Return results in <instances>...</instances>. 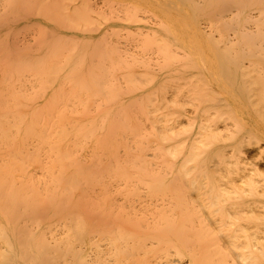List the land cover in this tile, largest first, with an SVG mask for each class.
Listing matches in <instances>:
<instances>
[{
	"label": "bare ground",
	"instance_id": "obj_1",
	"mask_svg": "<svg viewBox=\"0 0 264 264\" xmlns=\"http://www.w3.org/2000/svg\"><path fill=\"white\" fill-rule=\"evenodd\" d=\"M2 1L11 12L14 7L23 6V0ZM27 1L33 2L24 4H28L27 9L20 7L22 12L29 16L36 11L32 15L43 21L51 40L47 39L50 48L33 51L28 47L31 54L20 48L23 55L12 57L13 46L9 50L7 41L4 43L0 36V52L5 54L4 58L11 56L4 59L5 65L9 62L17 75L13 77L11 71L9 76L5 71L9 77L4 76L0 86V143L14 151L12 162L0 164V264H4L3 260L10 264H54L68 255L76 264H264V164L258 166L246 157L255 148L254 155L264 159V0H143L162 12V16H154L156 26L145 32L140 47L146 52L158 46L163 66L158 75H147L144 81L138 79V84L140 75L129 74L131 66L122 67L127 71L123 74L126 84L142 93L133 104L144 115L157 113L150 120L145 116L151 125L148 135L153 140L148 145L153 146L151 157L156 164L149 163L147 156L144 158L146 153L126 155L125 161L121 155L125 167L113 154L121 146L116 139L119 129L120 133L141 140L144 130L149 129L139 121L133 123L129 114L132 106L125 105L122 95L125 91L121 93L117 89L120 83L116 87L108 79V72L115 74L118 61L125 60V56L116 58L119 51L102 48L103 40L90 36V26L98 22V11L94 12L87 0H24ZM138 8L125 11V21L141 22L142 15L138 13L142 9ZM220 10L222 18L216 19ZM5 11L0 13L5 20L12 17L11 22L18 21V11L16 15L8 12L11 16ZM3 18L0 17V27L5 26ZM218 19H226L221 26L216 25L220 28L214 25L220 23ZM203 21L208 30L201 27ZM47 36L40 38L45 41ZM126 56L129 57L127 53ZM113 60L118 63L116 66ZM139 63L136 61L135 65ZM141 74L143 77L144 73ZM11 79L13 83L20 80L21 86L16 89ZM28 81L33 84L29 90L25 88L26 84L31 85ZM97 97L104 98L106 110L99 112L95 108V112L90 111L92 115L85 114V107L95 104ZM139 123L146 128L141 127L144 132L140 133ZM126 138L127 141L130 136ZM85 141L92 143L95 152L109 153L106 166L94 159L98 154L90 157L93 165L75 155L74 151L83 149ZM140 142L135 141L136 147ZM29 143L37 153H49L47 168L44 166L47 173L41 175L42 180L29 169L31 151L27 149L29 153H22L25 156L21 158L18 154ZM135 145L129 148L142 154L144 149H136ZM249 162L251 169L246 168ZM109 176L130 184L134 180L144 186L140 189L144 188L148 202L155 199L149 220L145 208L151 204L144 208L146 215L143 208L140 210L147 223H130L135 217L130 213L126 217L132 216L129 222L121 218L124 213L119 205L114 207L117 203L108 207L95 202L99 197L93 198L96 204L90 201L92 186ZM114 211L122 216H114ZM89 217L95 218L91 221ZM58 219L66 222L61 225L65 226V233L56 227L65 236L58 238L61 232L55 228L60 233L47 237L48 229L43 231L42 225L54 220L59 223ZM94 226L97 230L92 232ZM95 232L100 233L96 238ZM99 235L106 244L103 252L84 256L81 247L77 250V246L88 245ZM9 253L14 256L8 257Z\"/></svg>",
	"mask_w": 264,
	"mask_h": 264
},
{
	"label": "rangeland",
	"instance_id": "obj_2",
	"mask_svg": "<svg viewBox=\"0 0 264 264\" xmlns=\"http://www.w3.org/2000/svg\"><path fill=\"white\" fill-rule=\"evenodd\" d=\"M88 1V3H89V5H91L92 6V9H94V12L97 10L98 12H96V15H98V16H96L97 17V21L100 23V24H98L97 25V23L98 22H96L95 24H93V26H90L91 28L93 27L94 28V30H93V28L91 29L92 31H94V32H90L89 34H91L90 36L92 37H95L98 41H101V39L103 40L102 41V44H104V45H102L101 47L102 48H104V49H107V50H109V49H112V50H114L115 52H116V50H117V56L115 55V57L116 58H118L119 56H121L122 58L125 56V60H121V61H118L117 59H116V61H118V62H122L121 64L122 65H120L119 66V64L118 63H115V58H114V60H113V63H115V66L118 64V69L116 70V71H114L113 73H115V74H112V70L111 69H109V70H111V72H108L109 73V76L110 75H114V77L112 76V78L110 77L109 78V76H108V79H112V80H110V81H112V82H114V83H116V84H114L116 87H118V84H119V87L117 88V89H119L120 88V90H121V93H123L124 91V93L122 94L123 95V98L125 99V105H126V103L127 104H131V109H129V114H130V116L132 117V118H134V119H136V118H138V119H136V120H134L133 119V123L135 124H137L138 123V121L141 123V125L143 124V126H144V124L146 125L145 127L146 128H148L149 127V129L148 130H144V129H146L145 127H143V126H141L140 125V123H139V125H140V133L141 132H144L145 131V133H146V135H145V133L143 134L144 135V137H143V135H142V139L143 140H141V138H137L136 139V137H134L133 135H128V136H130V138H128L129 140L132 138V136H133V139H131L130 141L129 140H125V139H127L126 137H128L126 134H124L123 132L122 133H120L121 132V129H119V131H118V138H116V139H118V141H120V145L121 146H119V147H121L120 149H118V150H120L122 153H120L118 150H117V148H119V147H116V149L114 150V153L113 154H115L114 156L116 157V159L118 158V160H119V158L121 157V155H122V157L121 158H124V160L123 161H125V160H127L126 158L129 156V155H133L134 157H136V156H143L145 153L147 154V155H144V158H146V156L148 157V159L146 158V160L150 163V162H152V163H154V164H156V160H153L154 159V157L152 158L151 156H153V151L154 150H152L153 149V146H149L148 145V142L150 141L151 142V140H153L152 139V137L153 136H150L151 137V139L149 138V133H150V130H151V125H150V123H149V121L148 120H150V118L151 117H154V116H156V114L154 115L153 114V116L152 115H150L149 114V116H148V114H143L141 111H139L138 109H137V106H135L133 103H135V102H137L138 100H140V98H141V96H142V93L141 92H138V91H135V90H132V88H131V86L130 85H128V84H126V81L124 80L125 79V77L123 76V74L125 75V73H127V71L125 70L126 69V67H128V66H131L132 67V70L131 71H128L129 72V74H133L134 76H135V73H136V76L135 77H138L139 75H140V77L139 78H137V81H136V83L138 84V79H140L141 81L143 80H145L146 79V77L145 76H147L148 78L150 77L149 75H151V76H155V75H158L159 74V72H160V69L162 68V66H163V58H162V56L160 55V53H159V50H158V46H154L151 50H146V52L145 51H143L142 49H141V47H140V43H141V39L142 38H144L145 37V32L147 33L148 32V30L150 29V28H153V26L155 27L156 25H154V22L152 21V19L154 18V16L156 15V16H159V18H161L160 16H162L161 14H162V12H160L159 10H157L155 7H153V6H151V5H148L147 4V2H145V1H143V0H90V2H89V0H87ZM33 1H27V2H24V0L22 1V4H23V6H25L24 4H26V3H29V5L32 3ZM39 2V1H38ZM145 2V3H144ZM3 3H4V1H2V2H0V13H2L3 12V10H6L7 11V14H8V12H11V9L10 8H6L5 7V5H3ZM40 3V2H39ZM5 4V3H4ZM121 4H123V5H121ZM131 4V5H130ZM2 5V6H1ZM128 5V6H127ZM22 5H18L17 7H19V8H16V7H12L13 8V10H12V12L11 13H13V15H16V12L18 13L17 14V16H18V18H17V20L18 21H12L11 22V18L10 17H7V19L6 20H10V22L8 21V23H7V21L2 17V15H0V17L1 18H3V20H5L4 22H6V23H3L5 26H2V27H0V36H3L4 37V39H5V41H4V43L7 41V43H5V44H7L6 46H7V48L9 47V50L11 49V47L13 46V50H11L12 51V54H11V56L12 57H15L17 54H20V55H23L22 53H20V48H22V49H24V50H26V51H23L22 49V51L23 52H29L31 49H33V51H35L34 49H38V48H43V50H45V49H47V48H50V46H49V44H50V42L49 41H47V39L48 40H51L50 38V34L47 36V32L48 31H46L47 30V28H46V25L43 23V21H41V19H39V17H37V16H33V15H36L35 14V12L36 11H32L33 12V15H32V12H31V15H29V16H27L24 12H22L23 10H22V8H20V7H23ZM28 6V4L24 7V8H26ZM138 6L140 7V9H142V10H140L141 12H143V13H141V12H139L138 13V15L141 17V15H142V17L140 18V20H141V22H137V23H129V21H125V19L127 18V17H125V11L127 12V10L128 9H130V7L131 8H133V7H136V8H138ZM123 7V8H122ZM125 7V8H124ZM120 8V9H119ZM122 8V9H121ZM222 8H224V7H222ZM226 8V7H225ZM3 9V10H2ZM17 9V10H16ZM27 9V8H26ZM117 9V10H116ZM139 9V8H138ZM146 11L147 10V12L144 14V10ZM15 10H16V12H15ZM115 10V11H114ZM122 10V11H121ZM5 11V12H6ZM27 11V10H26ZM118 11V12H117ZM222 10H220L219 12H217L216 13V19L218 18V17H220V18H222V12H221ZM225 10L223 9V12H224ZM15 12V13H14ZM29 14H30V12L29 11H27ZM103 13V15H102V13ZM115 12V13H114ZM11 13L10 14H8V16L10 15L11 16ZM120 13V14H119ZM123 13V14H122ZM141 13V14H140ZM148 13V14H147ZM152 15H151V14ZM161 13V14H160ZM218 13H219V16H218ZM7 14H5V15H7ZM104 14H105V16H104ZM116 14V15H115ZM118 14H119V16H118ZM220 14H221V16H220ZM4 15V16H5ZM100 15H102L101 17H103V19H106V20H103L102 18H100ZM127 15V14H126ZM146 17H145V16ZM16 16V17H17ZM25 16V17H24ZM116 16V17H115ZM5 17V18H6ZM21 17H22V19H23V17H24V19L23 20H21ZM124 17V18H123ZM149 17V18H148ZM13 18H15V16H13ZM41 18V17H40ZM116 18H119V19H117L116 20ZM144 18H146L147 19V21H146V19H144ZM149 19H151V21L149 22ZM139 20V19H138ZM142 20H144V21H142ZM218 20H220V23H219V21ZM217 21H218V23L219 24H217V23H214V25L216 26V25H222L221 24V22L223 23V22H225L226 21V19H222V21H221V19H218ZM215 21V20H214ZM15 22V23H14ZM205 22V23H204ZM147 23H149L148 25H147ZM37 24V25H36ZM224 24V23H223ZM38 25H40L41 26V31H42V33H40L39 32V29H40V27L38 26ZM101 26V27H100ZM207 22L206 21H203V24H202V28H205L206 30H208L207 29ZM218 26H216V27H218ZM44 28V29H43ZM218 28H220V27H218ZM9 29V30H8ZM46 29V30H45ZM97 29V30H96ZM114 29H116V30H114ZM121 29V30H120ZM11 30V31H10ZM127 31V34H128V32H130V34H131V32H132V34L130 35H128L129 37H128V39H127V35H126V31ZM119 31H121V32H119ZM140 32V33H139ZM143 32V34H141ZM180 32H182L181 30H180ZM39 33L41 34L40 36H39ZM119 33V34H118ZM137 33V34H136ZM8 34V35H7ZM42 34H43V36H42ZM44 34H46V35H44ZM102 34H103V37H102ZM105 34V35H104ZM134 34V35H133ZM135 34L136 35H138V37H136L135 36ZM6 35V36H5ZM57 35V34H56ZM143 35V36H142ZM216 35H217V33H216ZM45 36H47V38H45V41H43V37H45ZM58 36V35H57ZM118 36V37H117ZM130 36H133L132 37V39H131V37ZM40 37H42L43 39H41ZM135 37V38H134ZM141 37V38H140ZM38 38H40V39H38ZM104 38H107V39H104ZM126 38V39H125ZM137 38V39H136ZM135 41V42H134ZM12 43H14V45L16 46V48L14 49V45L12 44ZM39 44V45H38ZM106 44H108L107 46H105ZM139 44V45H138ZM36 45V46H35ZM34 46H35V48H34ZM39 46V47H38ZM23 47H25V48H23ZM28 47H32L31 49H28L27 50V48ZM122 47V48H121ZM116 48V49H115ZM17 49L19 50V51H17ZM120 49V50H119ZM134 49V50H133ZM137 50H138V53H137ZM10 51V52H11ZM32 51V50H31ZM31 51H30V53H25V54H31ZM123 53V52H125L124 54H122L121 52ZM1 54H0V86H1V84H3V80L5 79V77L4 76H6L7 78L10 76V72H11V74H13L14 76L13 77H16L17 75H16V73H15V70L13 71V67H11L10 65H9V62H8V64H6L5 65V60L4 59H8L9 57H11V56H7L8 58H4V53L3 52H0ZM120 53V55H118ZM126 53H127V55L129 56V57H127L126 56ZM2 54H4V55H2ZM7 54V53H6ZM122 54V55H121ZM133 54L135 55L134 57H132L133 56ZM145 54V55H144ZM159 56V57H158ZM6 57V56H5ZM28 57V56H27ZM132 57V58H131ZM132 59V60H131ZM13 60V59H12ZM135 60V61H134ZM144 60V61H143ZM125 61V64L123 65V62ZM136 61H138V63H139V61H141L139 64H137V65H135L136 64ZM143 61V62H142ZM135 62V63H134ZM145 62V63H144ZM161 62H162V64H161ZM142 63V64H141ZM148 66H147V65ZM154 64H156V65H154ZM159 64V65H158ZM5 67H4V66ZM10 67H9V66ZM106 65H107V67H110L111 66V63H110V61H107L106 62ZM110 65V66H109ZM128 65V66H127ZM133 65V66H132ZM145 65V66H144ZM201 65H203V64H201ZM1 66H3V67H1ZM125 67V69L123 68V67ZM138 66V67H137ZM130 67V68H131ZM135 67H137V68H135ZM142 67V68H141ZM149 67H151V68H149ZM159 67H161V68H159ZM4 68V69H3ZM12 69V70H10V69ZM129 68V67H128ZM144 68V69H143ZM146 68H147V70H146ZM6 69V70H5ZM148 69H150V70H148ZM4 70V71H3ZM135 70V71H134ZM2 71H3V73H4V75H3V78H1V74H2ZM5 71H7L8 72V75L9 76H7L6 74H7V72H5ZM118 71H120L119 73H118ZM111 73V74H110ZM137 73L139 74V75H137ZM141 73H144V75H143V77H144V79H143V77H141L142 76V74ZM120 75H122L121 77H119ZM118 78V79H117ZM124 78V79H123ZM114 79V80H113ZM115 79H116V82H115ZM139 80V81H140ZM13 81H14V79L12 80L11 79V81H10V83L11 84H13L12 86H16L15 88L16 89H18L21 85V83H19V81L17 82H14L13 83ZM121 81V82H120ZM139 82V83H142V82ZM29 82V84H31V85H29L28 86V84H26V87L25 88H28V90L31 88V86H33V84L30 82V81H28ZM119 82V83H118ZM123 82V84H121ZM125 82V83H124ZM17 84V85H16ZM126 85V86H125ZM127 85H128V88H127ZM124 86V87H123ZM123 91V92H122ZM133 91V92H132ZM127 92V93H126ZM124 94H127V95H125L124 96ZM129 94V95H128ZM139 97V98H138ZM136 98V99H135ZM135 99V100H134ZM100 100V101H99ZM134 100V102H132ZM94 101L96 102L95 104H93V103H90V104H88L89 106H93V108L91 109L89 106H87V107H89L90 108V110L89 109H87V107H85V109L86 110H88V111H86V110H84V112H85V114H87V113H89V114H91V112L93 113V112H95L96 111V109L99 111V112H102V111H105L106 110V102H105V100H104V98L103 97H97V98H94ZM101 104H100V103ZM130 102V103H129ZM132 102V103H131ZM98 104H100V106L98 105ZM133 104V105H132ZM155 104H156V102H155ZM102 106H104V107H102ZM135 106V107H134ZM96 108V109H95ZM101 108H103V109H101ZM105 109V110H104ZM133 109V110H132ZM100 110H102V111H100ZM132 110V111H131ZM91 111V112H90ZM83 112V113H84ZM142 114H141V113ZM135 113H136V115H135ZM132 114V115H131ZM92 115V114H91ZM137 116V117H136ZM144 116V117H143ZM145 116H147L146 118L148 119L147 121H145ZM151 116V117H150ZM141 120V121H140ZM143 120V121H142ZM144 122V123H143ZM141 127H143L144 129V131L142 130V128ZM142 130V131H141ZM148 131H149V133H148ZM122 134H124V135H122ZM121 135V136H120ZM126 135V136H125ZM145 136H147V138H149L148 140H146V139H144V138H146ZM121 137H124V138H122L121 139ZM134 139H135V141L137 140V142H139V141H141L140 143L142 144H138V143H136V144H138V146L136 147V145H135V141H134ZM146 140V141H145ZM126 141V142H125ZM129 141V142H128ZM132 141H134L133 143H132ZM125 142V143H124ZM143 142V143H142ZM145 142H147V144L145 143ZM33 143V142H32ZM32 143H29V145H28V147H26L25 149H23L22 151H20L18 154H20L21 156H20V158L21 157H24V156H22L24 153L25 154H28L29 152L27 151V149H29V151H31V154L29 153V155H31V156H29L28 157V159L31 157V158H33V160H34V158H35V160H36V162H33V160H31V161H29V162H31L30 163V165L29 166H31V167H29V169L31 170V172L33 173V175L36 177V178H42L43 176H41V175H45L47 172V170H46V168H47V163H48V161H49V159H47L49 156H48V152L47 151H45V150H39V152L37 153V151L35 150V149H33V147H34V145L32 144ZM126 143H129L128 145H126ZM131 143V144H130ZM83 145H84V147H83V149H76L74 152H75V155L77 156V157H79L80 159H81V161H84V159H85V161L84 162H86L88 165L90 164V165H93V163H95V162H93L94 160L92 159V158H90V157H92V155L94 156L95 154L97 155H95L96 157L94 158V159H96V160H99V162L100 163H102L103 165L102 166H106V164H108V162L107 161H110V155H109V153L106 151L105 153L104 152H101V151H94V149L91 147V144L92 143H90V142H87V141H85L84 143H82ZM135 145V147H136V149L137 148H139V147H141V148H139L140 150L141 149H144V150H141L140 152L142 153V154H140L139 153V150L137 149L136 151V153H134L133 151H132V149H133V147H131V145ZM144 144V145H143ZM124 145V146H123ZM141 145V146H140ZM146 145H148V146H146ZM127 147L128 146V148L129 147H131V148H127V149H123L124 147ZM155 146V145H154ZM11 148V147H10ZM152 148V149H151ZM12 150H13V148H11ZM11 149H9L8 147H4V145L3 144H1L0 143V164H2L3 162L4 163H8V162H12L13 161V156H12V154L11 153H13L12 152V150ZM149 149H151V151L149 150ZM11 150V151H10ZM33 150H35V151H33ZM96 150V149H95ZM117 150V151H116ZM135 150V149H134ZM253 152H251V151ZM249 150V152L247 153V155H246V157H248V158H250L251 160H254V161H251L252 163H254V164H256V165H258V166H263V164H264V159H260L257 155H254L256 152H255V148H251ZM254 150V151H253ZM126 151H129V153L127 152V154H124ZM133 152L132 154H131V152ZM142 151H144V152H142ZM28 152V153H27ZM100 152H101V154H100ZM255 152V153H254ZM23 153V154H22ZM32 153H33V155H32ZM120 153V154H119ZM251 153V154H250ZM8 154H10L11 155V161L10 160H8V158H10L9 157V155ZM14 154V153H13ZM18 154H16V155H18ZM37 154V155H36ZM100 154V155H99ZM118 154H119V156H118ZM257 154V153H256ZM3 155V156H2ZM5 155V156H4ZM15 155V156H16ZM126 155H128V156H126ZM136 155V156H135ZM37 156H38V158H40L39 160H38V158H37ZM104 156V157H103ZM124 156V157H123ZM126 156V157H125ZM132 156V157H133ZM4 157H7V158H4ZM98 157H100V158H98ZM130 157V156H129ZM252 157V158H251ZM121 158H120V160H121ZM6 161H5V160ZM16 159V158H15ZM90 159H92V160H90ZM104 159H105V161H104ZM95 160V161H96ZM1 161H2V163H1ZM8 161V162H7ZM123 161L121 160V162L123 163ZM92 162V163H91ZM107 162V163H106ZM3 163V164H4ZM116 163V162H115ZM122 163H121V165H120V167L122 166ZM126 163V162H125ZM9 164V163H8ZM22 164V166H25V165H27L26 163L25 164H23V162L21 163ZM113 164V163H112ZM116 164H120V162L118 161ZM123 165H124V167H125V165H127V164H124L123 163ZM1 166V165H0ZM44 166L46 167V168H44ZM101 166V167H102ZM114 166V165H113ZM112 166V167H113ZM117 166V165H116ZM26 167V166H25ZM246 168L247 169H251L252 168V165L250 166V162H249V164L246 166ZM263 169V168H262ZM264 170V169H263ZM27 173H28V171H27ZM22 176H24V175H22ZM22 176H20V178L19 179H21V177ZM106 176H104L103 178H105ZM111 176H109V178H106V179H110L108 182H107V180L106 179H103V180H99L100 181V183H102V184H100L99 182L98 183H96V186H92V188L91 189H93V191H91L90 192V196H89V199H90V197L92 198V199H90V201H92V203L94 202L93 201V198H94V200L96 199V198H98L99 197V199H96L95 200V202L98 200V202L97 203H100L99 204V206H111V205H114L115 203H117V204H115L114 205V207L115 206H117V205H119V207L118 208H120V210H122V214L124 213V215L122 216V214H120V215H118V214H116L115 213V211L113 212V215L114 216H116V215H118L119 217L120 216H122L121 218H124V219H126V217H128V214L129 215H132V216H134V214H135V217H133V219L131 218L132 216H129L130 218H127L126 220H128V222L130 221V219H132V221H130V223L131 222H133L134 223V221H136V223L137 222H143V220H145V223H147L146 221H148L150 218V215H152V211L154 210V203H153V205H152V202H154L153 200H155V199H153V200H150L149 202H148V200L145 198V194L143 195V193H144V188L141 190L140 189V187H144V186H141V185H139V184H136V181H132V179H136V178H134V176H131L130 178H132L130 181H132L131 182V184H134L133 185V187H132V185L129 183V181H126V180H120L119 182H118V177L116 178V177H114L113 178V180H111V178H110ZM115 178H116V180H115ZM18 179V180H19ZM43 179V178H42ZM41 179V180H42ZM105 180V181H104ZM102 181H104V183L106 184H104ZM115 181V182H114ZM123 181V182H122ZM19 182V181H18ZM107 182V183H106ZM125 182V183H124ZM100 185V186H98V185ZM112 184H114V185H112ZM130 186V188H129V186ZM95 185V184H94ZM102 185V186H101ZM104 185V186H103ZM135 185H137L136 186V188H135ZM106 186V188H104ZM137 188H139L138 190H137ZM104 189V190H103ZM134 189V190H133ZM95 190V191H94ZM101 190V191H100ZM102 190L104 191V193L102 192ZM141 190V191H140ZM98 191H100V192H98ZM140 191V192H139ZM102 192V194H100ZM105 192H107V193H105ZM128 192V193H127ZM137 192V193H136ZM139 192V193H138ZM94 193H95V195L96 194H99V196L98 195H94ZM126 193L128 194L127 196H126ZM134 193H136L135 195H132V194H134ZM105 194V195H104ZM108 196H110L111 197V201L113 202H110L109 203V198L107 197L106 198V196L107 195ZM94 197H93V196ZM100 195H102V196H100ZM142 195V196H141ZM105 196V197H104ZM113 197V198H112ZM100 198H102V199H100ZM104 198V199H103ZM106 198V199H105ZM143 198V199H142ZM145 198V199H144ZM108 199V200H107ZM115 199V200H114ZM140 199H142V200H140ZM104 200V201H103ZM105 200H107V201H105ZM114 200V201H113ZM143 200H145V201H143ZM101 201H103V202H105V204L104 203H101ZM139 201H141V202H139ZM94 202V203H95ZM112 203V204H111ZM140 203V204H139ZM96 204V203H95ZM110 204V205H109ZM141 204H144V205H141ZM150 205V206H152L151 208H153V209H151L150 208V206H148V205ZM126 205H129V206H126ZM122 206V207H121ZM148 206V207H147ZM131 207H133V210H132V208ZM145 207H147V208H145ZM123 208H125L126 210H127V213H126V211H125V209H124V211H123ZM135 208V209H134ZM143 208V209H142ZM144 208L145 209H147L148 211H147V213H148V215H146V210L144 211ZM131 211H134V210H136V209H139V210H137V214H136V211H134V212H131ZM142 209V212L144 211L145 212V215L146 216H148L147 218H148V220L146 219V217L144 218V214L140 211ZM128 210H129V212H128ZM150 212V213H149ZM100 213H102V212H100ZM140 213V214H139ZM126 214H127V216H126ZM143 214V215H142ZM92 216H93V214H91ZM91 215H89V216H91ZM139 215H141V219L139 218ZM136 216H137V218H138V221L136 220ZM143 216V217H142ZM94 218L95 217H89V220L91 219V221L92 220H94ZM144 218V219H143ZM59 220L60 219H58V222H59ZM57 220H54V221H52V222H49V221H46V223H44L43 225H42V227H41V229H44L43 231H45L46 229H48L49 230V232H53V234H49V232H48V230H46L45 231V233H46V235H47V237L49 236V237H51V235H58L61 231H63L64 233H65V231H66V229H64L63 227H65V226H61V225H63L64 223H66L65 221L63 222L62 220H60V222L59 223H57L56 222ZM56 222V223H55ZM53 223H55L53 226L52 225H50V224H53ZM57 224V225H56ZM144 225V224H143ZM57 226H59L60 228H61V231H60V229L59 228H56ZM45 227V228H44ZM50 227H52V228H49ZM55 228L58 230V231H60V232H58L57 230H56V232L54 231L55 230ZM92 230V232H94L93 230H97V228L95 229V226H94V229H91ZM139 230H141V229H139ZM58 232V233H57ZM63 232H61V234H59V236H57L58 238H63V236H65V234L63 233ZM96 233V232H95ZM49 234V235H48ZM98 234H100V233H98ZM97 233H96V235L93 233L92 235H91V237H93V235H95V238H96V236L98 235ZM218 236H219V234H218ZM100 237V238H99ZM99 237L97 238V240L94 238L93 240H92V243H90V244H88V245H83V246H77V250H80L81 248V250H83V255L85 256V255H91V254H93L95 251V254L97 253V252H103L105 249H104V247H106L105 245L106 244H104L105 242H101V238H102V236H100L99 235ZM100 240V242L98 243L97 241H99ZM97 242V243H96ZM221 242V244H222V241H220ZM96 244L97 246H95V245H92V244ZM92 245V246H91ZM100 245V246H99ZM223 245V244H222ZM81 247V248H80ZM91 247V248H90ZM94 248V250H93V248ZM103 248L102 250H99L100 248ZM95 248H97V250L95 249ZM91 250V251H90ZM10 254V253H9ZM94 255V254H93ZM10 256V258L12 257V256H14V254H10V255H8V257ZM72 255H68V257L66 256V258H65V260H62V259H59V260H57V262H60V263H57L56 262V260H55V262L56 263H54V264H61V262H63L62 264H66V262H68V264L69 263H73L74 262V264H76L75 263V260L73 259L72 260ZM71 258V259H70ZM1 260H3V259H1ZM4 262V264L6 263V264H10L9 262H7V260L5 261V260H3ZM72 261V262H71ZM65 262V263H64ZM185 263H186V261H185ZM13 264H25L23 261H13Z\"/></svg>",
	"mask_w": 264,
	"mask_h": 264
}]
</instances>
